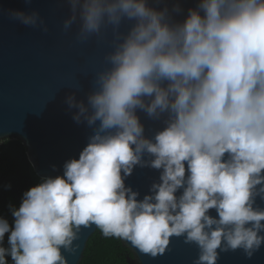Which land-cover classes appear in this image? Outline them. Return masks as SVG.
I'll return each instance as SVG.
<instances>
[{
    "label": "clouds",
    "instance_id": "clouds-1",
    "mask_svg": "<svg viewBox=\"0 0 264 264\" xmlns=\"http://www.w3.org/2000/svg\"><path fill=\"white\" fill-rule=\"evenodd\" d=\"M67 4L65 32L78 25L83 42L110 28L113 37L87 102L66 99L93 134L62 176L9 206L11 225L0 218V264H67L61 250L74 254L93 225L153 258L184 237L199 249L194 264L237 250L251 259L264 246V0H199L183 22L173 20L179 3ZM9 15L48 31L37 11ZM138 110L164 118L163 129L147 138ZM137 166L160 171L142 199L125 185Z\"/></svg>",
    "mask_w": 264,
    "mask_h": 264
},
{
    "label": "water",
    "instance_id": "water-1",
    "mask_svg": "<svg viewBox=\"0 0 264 264\" xmlns=\"http://www.w3.org/2000/svg\"><path fill=\"white\" fill-rule=\"evenodd\" d=\"M199 0H149V5L171 9L179 3L182 12L173 13L175 22H183L189 8H195ZM11 10L26 13L37 11L48 28L25 26L10 18ZM70 15L67 0H0V142L17 140L25 148V154L35 176L39 179L63 175V165L71 159H79L87 146L92 129L86 123L77 124L66 99L75 94L77 101L87 102L93 90V80L98 71L107 67L104 57L112 50L111 29L101 37L77 39L78 25L65 32L64 20ZM131 22H125L121 31H127ZM137 115L145 127V136L152 138L163 129V119L153 120L138 110ZM148 157H145L147 159ZM55 166V171L53 170ZM160 171L137 166L125 185L139 192L142 199L150 194L153 183L159 182ZM180 193H177L179 195ZM256 204L264 208L259 198ZM215 216V210H210ZM96 227L83 228L74 241L77 251L62 254L67 264H79L89 237ZM264 235V233H262ZM120 240V239H119ZM131 253L126 264H194L199 249L186 244L184 237L170 238L165 254L155 258L142 254L130 242L120 240ZM217 264H264V246L248 259L242 250L221 252Z\"/></svg>",
    "mask_w": 264,
    "mask_h": 264
},
{
    "label": "trees",
    "instance_id": "trees-1",
    "mask_svg": "<svg viewBox=\"0 0 264 264\" xmlns=\"http://www.w3.org/2000/svg\"><path fill=\"white\" fill-rule=\"evenodd\" d=\"M42 179L35 176L29 165L25 148L17 140L0 142V218L13 223L10 207L19 208L23 193L38 185ZM5 235L4 246L7 247ZM131 253L118 238L104 237L96 228L89 237L79 264H126ZM9 259V264L11 260Z\"/></svg>",
    "mask_w": 264,
    "mask_h": 264
}]
</instances>
